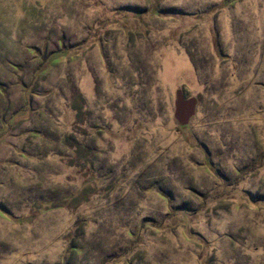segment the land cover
I'll use <instances>...</instances> for the list:
<instances>
[{
    "label": "rangeland",
    "instance_id": "obj_1",
    "mask_svg": "<svg viewBox=\"0 0 264 264\" xmlns=\"http://www.w3.org/2000/svg\"><path fill=\"white\" fill-rule=\"evenodd\" d=\"M0 264H264V0H0Z\"/></svg>",
    "mask_w": 264,
    "mask_h": 264
}]
</instances>
